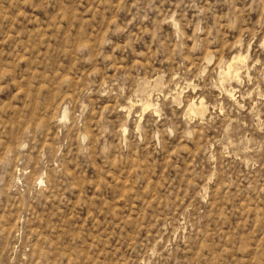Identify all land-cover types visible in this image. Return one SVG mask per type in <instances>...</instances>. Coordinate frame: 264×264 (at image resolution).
<instances>
[{
	"label": "rangeland",
	"instance_id": "1",
	"mask_svg": "<svg viewBox=\"0 0 264 264\" xmlns=\"http://www.w3.org/2000/svg\"><path fill=\"white\" fill-rule=\"evenodd\" d=\"M0 264H264V0H0Z\"/></svg>",
	"mask_w": 264,
	"mask_h": 264
},
{
	"label": "bare ground",
	"instance_id": "2",
	"mask_svg": "<svg viewBox=\"0 0 264 264\" xmlns=\"http://www.w3.org/2000/svg\"><path fill=\"white\" fill-rule=\"evenodd\" d=\"M235 58V57H234ZM239 60V59H238ZM241 60V59H240ZM241 62V61H240ZM243 62V61H242ZM245 62V61H244ZM232 63L230 62L228 65H227V71L229 72L230 71V68H232ZM239 67V66H238ZM234 70V69H233ZM236 76H237V74H236ZM238 77V76H237ZM149 100V99H148ZM199 103H200V101H199ZM202 104V103H201ZM150 105V103H148L147 104V106H149ZM190 105H192V104H190ZM197 105V104H196ZM203 105V104H202ZM193 108V107H192ZM202 108V107H201ZM189 109H191V107H189ZM200 109V108H199ZM203 109V108H202Z\"/></svg>",
	"mask_w": 264,
	"mask_h": 264
}]
</instances>
